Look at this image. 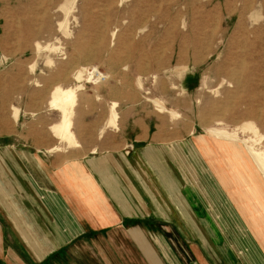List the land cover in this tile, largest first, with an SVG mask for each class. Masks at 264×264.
Returning <instances> with one entry per match:
<instances>
[{
  "label": "rangeland",
  "instance_id": "374dc122",
  "mask_svg": "<svg viewBox=\"0 0 264 264\" xmlns=\"http://www.w3.org/2000/svg\"><path fill=\"white\" fill-rule=\"evenodd\" d=\"M93 70L105 81L92 83ZM74 85L82 89L70 117L69 131L80 132L73 140L94 144L102 130L99 138L112 142L108 130H118L119 113L132 109L151 124L160 140L155 147L170 148V171L185 173L187 188L194 187V174L205 170L190 152L193 138L221 143L230 159L238 143L209 130L256 140L241 129L250 122L263 136L254 149H264V0H0V106L20 101L25 123L46 125L45 109L58 119L61 113L51 105L53 89ZM179 146L186 148L185 164L174 152ZM90 151L99 153L76 152Z\"/></svg>",
  "mask_w": 264,
  "mask_h": 264
},
{
  "label": "crops",
  "instance_id": "0c3cea01",
  "mask_svg": "<svg viewBox=\"0 0 264 264\" xmlns=\"http://www.w3.org/2000/svg\"><path fill=\"white\" fill-rule=\"evenodd\" d=\"M12 100L0 106V264H264V182L246 157L229 162L226 148L193 138L205 171L187 188L145 115L119 113L110 143L98 129L96 143L69 145L52 130L60 112L31 126ZM174 152L186 160L184 146Z\"/></svg>",
  "mask_w": 264,
  "mask_h": 264
},
{
  "label": "bare ground",
  "instance_id": "6f19581e",
  "mask_svg": "<svg viewBox=\"0 0 264 264\" xmlns=\"http://www.w3.org/2000/svg\"><path fill=\"white\" fill-rule=\"evenodd\" d=\"M70 1L72 5L74 0H70ZM82 76H83L82 71H78L75 75V79L80 82L82 80ZM100 77L104 78V76L101 74L99 75V78ZM81 89H82V85H74V86H68V87L57 86L52 91L51 105L58 108L62 116L60 121L52 127V130L61 141H66L70 145L75 144L72 133L69 131V126L71 122L70 117L72 113V107L75 103L76 92ZM153 102L155 103L156 107L159 110H162V111L164 110V108L160 105V103H158L157 101H153ZM114 106H115V103L113 104L111 108V111L113 114V118H112L113 123H114L115 116H116V113L114 111ZM16 114H17V111H15V115ZM173 114L174 113H172V115ZM241 129L242 131L248 130L251 133H253V135L256 137V140L248 139V140L238 141L240 139H238L237 133L235 132L229 133L225 130H216V129L209 130V135L213 136L217 140L223 139L225 141L224 143L226 142L238 143L239 146L233 145L232 154L229 153L230 157L232 158L233 161L236 160V162L239 163L241 154L243 153V156L247 157V160H249V162L252 163L257 174L260 176L261 180L264 182V149L263 150L254 149V144L256 143V141L261 140L263 136L257 133V129L250 122L243 123L241 126ZM216 144L218 146H221V143H216ZM221 147L223 148V146Z\"/></svg>",
  "mask_w": 264,
  "mask_h": 264
},
{
  "label": "built area",
  "instance_id": "2783aa9c",
  "mask_svg": "<svg viewBox=\"0 0 264 264\" xmlns=\"http://www.w3.org/2000/svg\"><path fill=\"white\" fill-rule=\"evenodd\" d=\"M89 74V79L92 80V83H96V84H99V83H102L104 82V78L103 77H100L99 78V73L96 72V71H91Z\"/></svg>",
  "mask_w": 264,
  "mask_h": 264
}]
</instances>
